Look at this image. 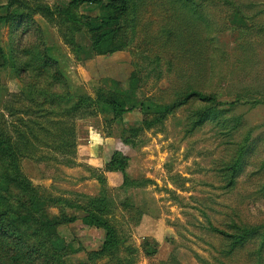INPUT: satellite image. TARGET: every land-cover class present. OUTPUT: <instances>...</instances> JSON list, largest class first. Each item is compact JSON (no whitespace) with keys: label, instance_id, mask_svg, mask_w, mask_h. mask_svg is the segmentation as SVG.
Returning <instances> with one entry per match:
<instances>
[{"label":"rangeland","instance_id":"1","mask_svg":"<svg viewBox=\"0 0 264 264\" xmlns=\"http://www.w3.org/2000/svg\"><path fill=\"white\" fill-rule=\"evenodd\" d=\"M69 2L0 0V264H264V0H130L109 44L122 49L102 56L85 24L97 26L114 0L80 6L71 22L56 11ZM18 15L27 19L19 28ZM50 60L57 64H39ZM60 77L75 97L120 95L132 110L125 129L150 124L137 149L113 142L135 187L105 171L101 141L119 129L108 128L99 101L78 115L73 157L56 128L51 137L31 128L48 108L30 93L62 92ZM192 91L215 101L192 100L160 119ZM15 165L33 202L10 184ZM97 176L104 218L123 243L102 258L104 230L64 204L97 196ZM62 216L76 221L60 225Z\"/></svg>","mask_w":264,"mask_h":264},{"label":"trees","instance_id":"2","mask_svg":"<svg viewBox=\"0 0 264 264\" xmlns=\"http://www.w3.org/2000/svg\"><path fill=\"white\" fill-rule=\"evenodd\" d=\"M130 0H114V2H111L110 4H107L105 8L107 9V13L103 18L100 19L99 24L95 27H93L89 22H86L85 28L88 32V34L91 35V50L93 54L102 56V55H110L117 51H120L122 48L109 47V44L113 45L114 41L116 40V37L120 33V25L122 19L127 15L128 12V6H129ZM85 4H91L95 6H102L103 0H70V2L67 5L66 9H57L56 11L59 14H64L68 21H75V18L71 15V11H74L78 9L80 6ZM15 22L17 27H21V25L26 23V20L24 16L18 15L14 16ZM29 19V18H28ZM6 20H3V18H0V24ZM43 55H41V58ZM2 58V51L0 50V59ZM44 67L49 68L51 63L57 64L56 60H50L48 62L42 61L39 64H42ZM61 79V84L63 85V91L60 93L55 94H49L47 96H44L42 94H34L30 93V98L33 103V105L36 106H46L48 109L45 114L42 116H39L37 118L41 119L43 123H32V127L37 126V128H41L40 132L45 134L47 137H51L53 134V129L49 130L50 128H56L54 131L57 136L60 138V149L63 150L66 147H68V156L73 157L75 153V132L72 128H75V122L77 119H82L83 117L78 116L80 113H83V110L89 109L90 107H93L94 101L93 99H90L89 97H78L80 95L73 96L71 92L69 91V83L68 80L63 78ZM118 95V94H117ZM117 95H108L104 96L102 93L98 95L97 97V103L98 101L100 104H103L107 109L108 113L111 115L108 122V128L111 129V125L115 124L119 132L117 136H115L117 139L120 140V142L131 148V149H137L140 145L137 141V137L139 135V132H141V129L143 127H149L150 124L143 121L142 125L138 128H132V129H125L123 126V117L127 113L132 112L130 108L126 106V103L123 99H121V96ZM79 98V99H78ZM197 100L201 103H212L215 101V97L213 95L206 96L198 91H192L187 94H185L182 99H180L178 102H175L169 107H166L164 110V114L160 116V119H164L168 114L176 111L177 109H180L184 106H186L190 101ZM69 102H74V106L72 109L67 110L66 112H62L59 107L64 106ZM102 102V103H101ZM96 103V105H97ZM99 104V103H98ZM83 111V112H82ZM79 117V118H77ZM53 118V119H52ZM121 126V128H120ZM49 128V129H48ZM52 131V132H51ZM107 132V131H106ZM111 133V132H110ZM106 134V137L110 138L113 137V134ZM60 134V135H59ZM14 155H17L15 152H12ZM68 166L73 165L72 162ZM18 164V159H17ZM14 175L12 176L10 180V184H13L15 187H20L23 191V193L26 196L30 197V200L33 202L34 195L32 194V188L29 186V184L26 182V179L20 174V171L18 169V165H15ZM128 167V159L120 152H113L109 162L105 166L106 172H117L120 173L123 179L122 185L127 188H133L136 186V183L129 180L126 176V168ZM96 180L98 184L100 185V192L97 196H87V195H80L86 203L84 205L81 204H71L70 202H65L67 208L70 210L78 211L83 213L85 216L83 218V223L89 227H93L96 229H102L105 232V238L102 243V247L100 251L95 254L97 258H102L105 256H111L115 254L117 250H119L123 243L118 238L114 228L110 225V223L105 220L104 217L109 213V205L107 203V197L105 194V190L103 188L104 179L97 176ZM19 220V219H18ZM76 221V218L74 217H68V216H62L60 218V225H67L72 224ZM213 232L219 236L225 237V238H233V236H230L229 234L215 230L213 229Z\"/></svg>","mask_w":264,"mask_h":264},{"label":"crops","instance_id":"3","mask_svg":"<svg viewBox=\"0 0 264 264\" xmlns=\"http://www.w3.org/2000/svg\"><path fill=\"white\" fill-rule=\"evenodd\" d=\"M87 94V93H86ZM130 113H127L126 115H129ZM125 116V115H124ZM96 118H98V119H100V127H98V128H101V132H102V126H103V122H102V119H101V116H98V117H96ZM92 121H96V119H94V120H92ZM92 121H90V122H92ZM78 122V121H77ZM77 122H76V124H77ZM87 123V122H86ZM75 124V125H76ZM79 127H81V124L79 125ZM76 128V127H75ZM77 128H78V124H77ZM88 128H91V126H88ZM104 128V127H103ZM113 142H118L121 146H123V147H126L125 145H123L121 142H120V140L119 139H113L112 137H110V138H105L104 140H102L101 141V143H103V145H102V148H103V150L104 151H106L107 153H109L108 154V157H107V160H106V162H103V163H108L109 162V160H110V157H111V155H112V153L113 152H115V151H117V152H120V153H122V151H121V149H120V147L119 146H115V145H117L116 143H114V145H113ZM123 154V153H122ZM89 156H87V158H88ZM78 163H79V161H77ZM71 170V169H70ZM73 170V169H72ZM71 170V171H72ZM69 171V170H68ZM67 174H70V172H67ZM113 174H117V172H108V174L107 175H113ZM119 174V173H118ZM86 177V176H85ZM86 179H88V178H86ZM87 194V193H86ZM89 195H90V193H89Z\"/></svg>","mask_w":264,"mask_h":264}]
</instances>
